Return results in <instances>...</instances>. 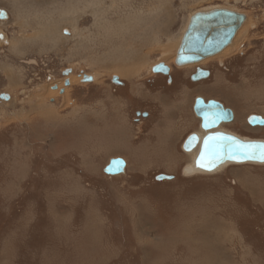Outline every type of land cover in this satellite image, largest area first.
<instances>
[{
	"label": "rangeland",
	"instance_id": "1",
	"mask_svg": "<svg viewBox=\"0 0 264 264\" xmlns=\"http://www.w3.org/2000/svg\"><path fill=\"white\" fill-rule=\"evenodd\" d=\"M217 8L247 17L236 47L177 67L191 17ZM3 10L0 264H264V164L185 176L182 149L201 130L197 97L234 111L225 131L264 140L248 124L264 117V0H0ZM160 63L182 81L155 73ZM193 67L210 77L191 81ZM69 71L73 86L54 90ZM115 157L127 169L110 177Z\"/></svg>",
	"mask_w": 264,
	"mask_h": 264
},
{
	"label": "water",
	"instance_id": "2",
	"mask_svg": "<svg viewBox=\"0 0 264 264\" xmlns=\"http://www.w3.org/2000/svg\"><path fill=\"white\" fill-rule=\"evenodd\" d=\"M0 19H7V14H0ZM247 21L244 14L236 11L217 8L203 10L195 13L185 30L180 48L177 53L175 65L180 68L195 65L208 58L221 55L222 51L229 47L237 32ZM1 39L4 38L2 34ZM5 44H8L6 42ZM155 73L170 75V67L164 63L156 65L153 69ZM210 71L199 69L192 76V80L197 82L210 77ZM94 78L91 77L89 81ZM86 81V80H85ZM116 85H123L118 76H114ZM2 99H10L9 95H3ZM197 118L201 120L200 132L191 133L183 143L182 149L187 154H191L192 168L185 167V176H194L203 172L214 174L218 168L228 164H264L261 154L264 153L263 139L240 138L233 133L220 129L223 123H230L234 120V111L227 108L222 102L215 99L206 100L197 97L193 108ZM248 123L251 126H264V117L260 115H250ZM226 166V167H227ZM127 161L121 157L109 160L104 168V173L110 177L119 176L126 173ZM159 180L173 179V176L166 174L159 175Z\"/></svg>",
	"mask_w": 264,
	"mask_h": 264
},
{
	"label": "flooded vegetation",
	"instance_id": "3",
	"mask_svg": "<svg viewBox=\"0 0 264 264\" xmlns=\"http://www.w3.org/2000/svg\"><path fill=\"white\" fill-rule=\"evenodd\" d=\"M241 55L243 56L244 54L243 53H241ZM234 56V55H233ZM232 59H233V57H232ZM194 68V67H193ZM195 70H194V72L191 74V76H190V80L191 81H193L192 80V76L193 75H195L197 72H198V70L199 69H203V70H207V71H210V73H211V70L210 69H208V68H194ZM177 70H179V71H181V70H183V69H177ZM69 74H71V72L69 71V72H64V76H65V81L63 82L64 83V85H65V87L66 88H64L63 86H59V84H57L56 83V86H54V90H56V91H59L60 93H65V91L67 90V88H71L72 86H73V81L72 80H70L68 77H69ZM175 74V73H174ZM169 75V76H167V78H168V82L169 81H172L173 83L175 82H179V81H182V76H181V74H180V76L179 77H175V75ZM54 75V74H53ZM211 75V74H210ZM47 76H49V74L47 75ZM91 77H88L87 75H83V74H80V79L81 80H83V82H84V84H90V83H92L93 82V80L92 81H89V79H90ZM50 79H51V77H50ZM86 80V81H85ZM173 83H171V84H173ZM63 87V88H62ZM9 98L11 99V96L9 95ZM150 103V102H149ZM224 104V103H223ZM226 106V105H225ZM227 107V106H226ZM227 108H229V107H227ZM147 111V110H146ZM139 115H142L141 117L143 118V119H145V121L146 120H148V119H152V117H153V115L151 116V114H152V112H150V111H147V112H144V113H142L141 114V112H137ZM145 114V115H144ZM261 116V115H260ZM263 117V116H262ZM235 120V119H234ZM233 120V121H234ZM233 121L231 122V123H233ZM249 124V123H248ZM250 125V124H249ZM251 126V125H250ZM252 127H254V126H252ZM257 127V126H256ZM264 127V126H263Z\"/></svg>",
	"mask_w": 264,
	"mask_h": 264
},
{
	"label": "bare ground",
	"instance_id": "4",
	"mask_svg": "<svg viewBox=\"0 0 264 264\" xmlns=\"http://www.w3.org/2000/svg\"><path fill=\"white\" fill-rule=\"evenodd\" d=\"M1 13H2V14L4 13L5 15L7 14V12L4 11V10H3V11H0V14H1ZM0 16H1V15H0ZM7 16H8V15H7ZM8 17H9V16H8ZM241 34H242V32H241ZM1 35H2V34H1V32H0V37H1ZM238 35H239L238 38L241 37V36H240V33H238ZM4 38H5V36H4ZM236 38H237V37H236ZM0 39H1V38H0ZM2 40H3V39H2ZM233 40H234V39H233ZM237 41H238L237 39H236L235 41H233L232 44H231V46H230V48H234V47H236L235 45L238 44ZM6 42H7V41H6ZM180 45H181V42H180ZM180 45L177 46L178 48H177V50H176V59H177V53H178V50H179V48H180ZM176 59H175V62H176ZM195 65H196V64H195ZM190 66H191V65H190ZM169 74H170V72H169ZM167 76H168V75H167ZM119 81H120V80H119ZM120 82H121V81H120ZM116 110H117V109H116ZM113 113H114V112H113ZM117 113H118V111H117ZM121 115H122V114H121ZM118 118H121V116H119ZM175 118H176V117H175ZM114 119H115V118H114ZM121 119H122V118H121ZM123 119H124V118H123ZM123 119H122V120H123ZM118 121H119V120H118ZM122 122H125V120H123ZM126 124H127V123H126ZM111 125H112V124H111ZM111 125H108L107 127L110 128L109 126H111ZM128 125H129V124H128ZM124 126H125V123H124ZM126 127H127V125H126ZM126 129H127V128H126ZM126 129H125V130H126ZM220 129L224 130L223 127H220ZM122 130H123V129H122ZM130 130H131V129H130ZM116 131H117V130H116ZM123 131H124V130H123ZM224 131H225V130H224ZM226 132H227V131H226ZM126 134H127V133H126ZM131 135H133V134H131ZM127 136H128V135H127ZM129 137H130V136H129ZM238 137H239V136H238ZM130 138H131V137H130ZM240 138H241V137H240ZM123 139H124V138H123ZM131 139H132V138H131ZM131 139H130V140H131ZM139 139H140V138H139ZM148 139H149V137H148ZM245 139H246V138H245ZM247 139H249V138H247ZM128 140H129V138H128ZM136 140H137V139H136ZM250 140H251V139H250ZM125 141H126V139H125ZM123 143H125V142H123ZM112 145H113V144H112ZM125 145H126V144H125ZM127 145H128V144H127ZM122 146H123V145H122ZM188 156H189V155H188ZM190 156L193 158V156H192L191 154H190ZM253 164H254V163H253ZM227 165H228V164L219 167V168H218V171L221 170V169H223V168H225ZM191 166H192V164H191ZM191 166H187V167H189L190 170L194 172V170H193V168H192ZM205 246H206V245H205ZM206 248H207V246H206ZM203 252H204V251H203ZM203 252H202V253H203ZM202 258H203V257H202ZM202 258H200V259H202ZM201 261H202V260H201ZM210 261H211V260H210ZM202 263H203V262H202ZM214 263H215V262H214ZM207 264H209V263H207ZM212 264H213V263H212Z\"/></svg>",
	"mask_w": 264,
	"mask_h": 264
},
{
	"label": "crops",
	"instance_id": "5",
	"mask_svg": "<svg viewBox=\"0 0 264 264\" xmlns=\"http://www.w3.org/2000/svg\"><path fill=\"white\" fill-rule=\"evenodd\" d=\"M178 45V44H177ZM179 45H180V43H179ZM145 119H143V120H138L137 119V121L135 120L134 122H136V124H138L139 125V127L140 128H138V129H140L141 130V132L143 131V125L145 124ZM138 122V123H137ZM126 123H129L128 121H126ZM118 129H120V128H118ZM121 131V130H120ZM124 131H126L125 129H124ZM118 133V132H117ZM123 135H125V133L124 132H122V133H120V135H119V137L120 136H123ZM127 161V160H126ZM127 163H128V161H127Z\"/></svg>",
	"mask_w": 264,
	"mask_h": 264
},
{
	"label": "snow or ice",
	"instance_id": "6",
	"mask_svg": "<svg viewBox=\"0 0 264 264\" xmlns=\"http://www.w3.org/2000/svg\"><path fill=\"white\" fill-rule=\"evenodd\" d=\"M261 160L264 161V153L261 154Z\"/></svg>",
	"mask_w": 264,
	"mask_h": 264
}]
</instances>
